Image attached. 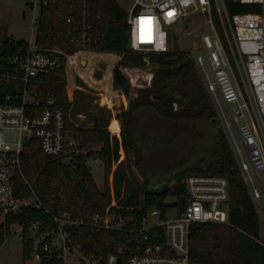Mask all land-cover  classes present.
Returning a JSON list of instances; mask_svg holds the SVG:
<instances>
[{
  "label": "trees",
  "instance_id": "obj_1",
  "mask_svg": "<svg viewBox=\"0 0 264 264\" xmlns=\"http://www.w3.org/2000/svg\"><path fill=\"white\" fill-rule=\"evenodd\" d=\"M47 2V4H45ZM232 16L243 12H262L264 7L225 0ZM32 5V4H29ZM36 44L67 53L80 50L122 55L114 70V86L129 99L122 108L121 140L112 136L109 121L97 120L93 127L76 126L72 120L73 102L68 99L65 70L59 69L39 78L36 88L45 103L55 100V107L69 114L68 129L77 141L71 156H48L25 148L17 194L26 197L34 190L42 209L25 207L8 214L0 225V248L11 236L12 224L26 228L48 220L46 210L105 212L112 203L109 184L113 173L115 198L122 209L127 231L80 228L73 237L75 245L85 252L108 255L122 246L140 240L142 246L161 243L165 230L151 231L148 242L130 229L141 226L142 217L153 207L165 214L176 209L181 213L189 204L185 180L191 175L223 176L230 184V225L195 222L190 227V259L205 264H264V244L260 242L261 221L249 188L242 176L231 138L219 115L193 55L188 51L138 53L129 48V13L119 0H40ZM216 28L227 48L228 43L216 6H213ZM72 19L69 22V19ZM90 26L87 40L84 27ZM29 42L0 34V104L10 94L23 88L8 76L16 71L11 58L27 51ZM229 50V48H228ZM231 54V52H230ZM231 56V55H230ZM156 68L147 87L134 88L123 69L147 70L145 58ZM114 134V133H113ZM114 135H119L118 133ZM99 146V158L105 167V188L101 190L93 177L85 149ZM126 157L120 161V148ZM70 159V163H67ZM116 168L113 171V167ZM173 198V202L168 199ZM34 241L23 240L25 264H35ZM64 264L61 260H44L41 264Z\"/></svg>",
  "mask_w": 264,
  "mask_h": 264
},
{
  "label": "built area",
  "instance_id": "obj_2",
  "mask_svg": "<svg viewBox=\"0 0 264 264\" xmlns=\"http://www.w3.org/2000/svg\"><path fill=\"white\" fill-rule=\"evenodd\" d=\"M235 1L264 7V0ZM214 5L229 50L215 25ZM128 13L129 48L143 54L167 52L169 31L173 26L195 13L207 15L211 30L203 33L201 51L193 54V58L227 128L250 196L254 201L264 198V13L243 12L231 16L225 0H133ZM90 29V26L84 27V40ZM28 42L25 53L11 58L16 71L8 76L22 83L23 88L8 95L7 103L0 104V214L5 216L25 207L43 208L34 190L26 197L17 194V182L23 176L25 148L31 147L48 156L68 157L79 152L76 151L77 141L68 129L69 114L55 107L52 98L45 103L42 101L36 88L39 78L63 68L68 99L73 102L74 95L71 96L70 91L82 89L76 84V77L84 78L83 69L93 70L92 57L105 59L108 66L102 80L109 71L111 86L114 70L122 59V55L113 53L87 50L67 53L42 48L36 44L35 36ZM145 61L148 66L151 64L148 57ZM12 130L18 135L14 142L7 138V132ZM185 184L190 202L181 213L173 209L164 214L160 208L153 207L142 217L139 228L130 229V233L136 232L148 242L151 231L163 227L165 239L161 243L142 246L138 240L133 250L132 243L128 242L116 253L106 256L87 253L74 244L73 237L80 228L128 230L123 215L114 210L122 208L115 198L113 180L110 183L112 203L105 212L86 211L75 216L67 210L57 213L46 210L48 220L28 228L18 224L22 233L19 239L23 241L26 234L34 241L35 264L44 260H61L64 264H205L190 259V227L195 222L230 225V184L226 177L205 175L188 176Z\"/></svg>",
  "mask_w": 264,
  "mask_h": 264
},
{
  "label": "rangeland",
  "instance_id": "obj_3",
  "mask_svg": "<svg viewBox=\"0 0 264 264\" xmlns=\"http://www.w3.org/2000/svg\"><path fill=\"white\" fill-rule=\"evenodd\" d=\"M39 1L40 0H0V34L2 28H5L7 29L8 35L16 39L30 41L32 36L36 38L37 21L40 10ZM119 3L125 10L129 11L133 0H119ZM210 30L211 27L208 23L207 15L204 13H195L170 29L168 51H188L192 55L198 54L201 51V37L204 32ZM86 55H88V53H86ZM104 60L105 59L95 58L92 66L94 71L83 69L81 73L84 78L76 77V84L82 89H71L70 91L71 96L74 95L72 120L76 126L89 128L93 127L97 120H104L107 122L111 118L108 129L112 136L120 140L121 131L118 132L119 135H114L116 133L112 132L111 127L114 120H118L121 124L118 116L122 108H128L129 99L122 91L116 89L115 86L112 85L110 93L112 100L111 105H104L102 103V98L108 93V87H105V85L101 83L104 81L102 80L105 74L104 70L108 66ZM155 70V66L150 64L145 72L137 75L135 74L132 77L128 76L131 85L134 88L149 86ZM90 78L94 80L95 84L89 80ZM220 118L225 129H227L221 115ZM241 123L239 119L238 125ZM234 133L239 143L242 145L241 139L237 134L236 126H234ZM17 136V132L14 130L7 132V138L12 142L17 140ZM99 150V146H95L92 149L83 150L82 153L87 158V165L92 171L97 186L101 190H104L106 185L105 167L103 161L99 158ZM120 156L123 159L126 157L123 148H120ZM66 162L70 163V159H67ZM115 168L116 164L113 167V171ZM111 180H113V173L110 175L109 184ZM168 201L173 202L174 199L169 198ZM254 202L261 221L260 242L264 244V198L255 200ZM173 213H175V211H173ZM5 218V215L0 214V225L5 221ZM10 230L11 236L6 239L5 243L0 248V264H25L23 241L19 239L22 235L20 227L18 224H12Z\"/></svg>",
  "mask_w": 264,
  "mask_h": 264
},
{
  "label": "bare ground",
  "instance_id": "obj_4",
  "mask_svg": "<svg viewBox=\"0 0 264 264\" xmlns=\"http://www.w3.org/2000/svg\"><path fill=\"white\" fill-rule=\"evenodd\" d=\"M92 64H94V58L92 57ZM85 64V63H84ZM93 84L94 83V80H92L91 78L89 79ZM87 82V81H86ZM99 83V82H98ZM101 83H103L105 85V87H108V93L106 95H104V97L102 98V103L105 105H111L112 103V100H111V83L109 81V71L107 72L106 74V78L104 79V81H102ZM90 86V85H89ZM114 95V94H113ZM111 130L112 132L114 133H118L119 131H121V124L118 120H114L113 123H112V127H111Z\"/></svg>",
  "mask_w": 264,
  "mask_h": 264
},
{
  "label": "water",
  "instance_id": "obj_5",
  "mask_svg": "<svg viewBox=\"0 0 264 264\" xmlns=\"http://www.w3.org/2000/svg\"><path fill=\"white\" fill-rule=\"evenodd\" d=\"M124 73L127 74L128 76H134L135 74H140L142 72H138L136 70H132V69H123Z\"/></svg>",
  "mask_w": 264,
  "mask_h": 264
},
{
  "label": "crops",
  "instance_id": "obj_6",
  "mask_svg": "<svg viewBox=\"0 0 264 264\" xmlns=\"http://www.w3.org/2000/svg\"><path fill=\"white\" fill-rule=\"evenodd\" d=\"M110 124V123H109Z\"/></svg>",
  "mask_w": 264,
  "mask_h": 264
}]
</instances>
